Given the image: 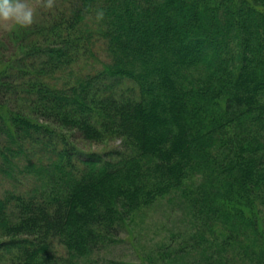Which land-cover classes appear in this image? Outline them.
<instances>
[{"label":"trees","instance_id":"obj_1","mask_svg":"<svg viewBox=\"0 0 264 264\" xmlns=\"http://www.w3.org/2000/svg\"><path fill=\"white\" fill-rule=\"evenodd\" d=\"M58 12L0 61V176L31 184L0 194V264H93L142 199L173 194L197 264H264V0ZM86 55L102 67L77 72Z\"/></svg>","mask_w":264,"mask_h":264},{"label":"rangeland","instance_id":"obj_2","mask_svg":"<svg viewBox=\"0 0 264 264\" xmlns=\"http://www.w3.org/2000/svg\"><path fill=\"white\" fill-rule=\"evenodd\" d=\"M30 2L36 7L31 25L18 27L13 31L0 29V61L10 57L20 58V55L30 51L34 41L50 23L54 22L60 13L58 11L63 9L65 4V0H51V4L48 0H30ZM95 54L99 61L109 60L103 42L94 46ZM87 56L78 58L73 64L77 72L81 73L95 66L102 67L101 62L89 59ZM63 74V71L56 74L60 75L59 82L65 81ZM118 144L119 142L115 146ZM89 147L95 151L103 149L100 143H91ZM11 175L15 176V180H7L0 176V194L7 188L22 190L30 187V182L22 174L11 172ZM142 201L145 202L144 199ZM143 202L125 216V225L121 227L119 236L114 238L115 241L101 253L91 255L93 264H105L111 260L126 264H197L201 256L194 254L188 247L183 248L184 240L188 241L187 238L192 230L185 212L179 207L177 196L165 195L150 204ZM235 259L237 263L250 264L243 254L236 255Z\"/></svg>","mask_w":264,"mask_h":264},{"label":"clouds","instance_id":"obj_3","mask_svg":"<svg viewBox=\"0 0 264 264\" xmlns=\"http://www.w3.org/2000/svg\"><path fill=\"white\" fill-rule=\"evenodd\" d=\"M48 3L51 4V0ZM35 14L36 7L30 0H0V29L13 31L31 25Z\"/></svg>","mask_w":264,"mask_h":264}]
</instances>
